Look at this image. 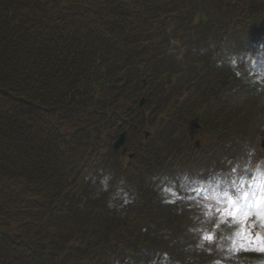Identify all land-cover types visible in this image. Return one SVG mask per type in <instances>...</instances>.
<instances>
[{
	"label": "trees",
	"instance_id": "obj_1",
	"mask_svg": "<svg viewBox=\"0 0 264 264\" xmlns=\"http://www.w3.org/2000/svg\"><path fill=\"white\" fill-rule=\"evenodd\" d=\"M192 21L207 53L173 95L157 52ZM230 52L257 69L223 63ZM263 57L264 0H0V264H207L210 217L193 191L236 169L263 129ZM151 108L155 135L123 163L112 141ZM195 114L212 136L198 148L183 127ZM107 159L136 182L127 215L91 199ZM140 174L174 196L143 190Z\"/></svg>",
	"mask_w": 264,
	"mask_h": 264
},
{
	"label": "rangeland",
	"instance_id": "obj_2",
	"mask_svg": "<svg viewBox=\"0 0 264 264\" xmlns=\"http://www.w3.org/2000/svg\"><path fill=\"white\" fill-rule=\"evenodd\" d=\"M263 1V0H261ZM189 25H179L178 26V34L174 35L172 41L168 40L167 37H163L160 42V48L158 49V56L156 61V66L154 67L158 74L162 75L160 76L161 79H171L173 80L170 86V89L172 90L173 95H176L179 91V86L183 84L187 77L189 76V72L193 70L197 66V63L204 59L207 51L206 46L203 44V36H202V25L199 24L197 21H192L187 23ZM254 58V56H252ZM248 56L247 55H239L236 52H230L223 58V63L234 67L238 64H240L243 69L245 67H248L249 71L252 72V69H257V62L254 63V60H250L247 62ZM249 63V65H247ZM261 63V62H260ZM262 64H264V57L262 58ZM254 66L256 68H254ZM158 84L160 85V81H158ZM162 85V84H161ZM260 98V94L258 95ZM257 104L262 103L260 99H256ZM146 114V115H145ZM145 116L147 122L151 119V113L140 112L136 115V122L137 127L140 128L142 125V119ZM262 120V119H261ZM261 120H259L256 123V133L251 134V138L246 141L244 145L240 150V153L233 154L234 162L237 165L236 167V173L237 175H243V168L247 167L246 170L252 172L254 171H260V164L263 168L264 172V148L261 146L262 140H264V125L263 129L258 132V126L261 123ZM262 128V126L259 127V129ZM145 128H141V130H144ZM148 130V129H146ZM203 131L200 133V135L195 136V139L199 140L202 144L205 139H211L212 136L202 135ZM140 133L135 134V136H132L129 139V143L134 142L139 137ZM130 136V133L128 134ZM111 159V158H110ZM107 160L106 165L109 167L110 165L111 170L108 172H104V175L100 176L98 181H92L94 183L90 184V187L92 188L91 191V199H94L93 202H96L98 199L105 198V199H115L117 204L115 206L119 208L121 206L122 212L120 214L127 215V212L130 210V208L133 206L136 200L137 194L135 193L136 185L132 182V180L123 179L124 177L114 168V160ZM126 161V159H124ZM251 161L250 168H249V162ZM112 163V164H111ZM259 166V167H257ZM259 169V170H257ZM199 172V170H198ZM140 182L143 184L144 187H147V189L142 188L143 190L147 191L151 188L154 189L156 194H158V188H157V179L152 178L148 176L147 174H140ZM257 177V176H255ZM259 177V176H258ZM253 178H250L252 180ZM163 186H160L161 188ZM149 188V189H148ZM199 189V188H198ZM227 189V188H226ZM215 192H212V194ZM211 194V195H212ZM95 196V197H94ZM160 197L165 199H170L173 197V191L168 188L167 190L160 192ZM116 197V198H114ZM86 203V200L84 202V205ZM204 205L211 203L215 205V201L211 202L207 199L204 200ZM203 208L205 210V214H207L208 209L206 207ZM125 208V209H124ZM214 209V208H213ZM214 212V211H213ZM109 216V218H111ZM114 217V216H113ZM216 216L215 214L211 217L210 220V227L208 229L209 232L214 233V237L217 235V232L221 230V227L219 229L215 228L216 223ZM223 226V225H221ZM236 231V230H235ZM264 234V233H262ZM229 239V238H228ZM207 245L211 241H205ZM243 254L241 257H239L238 261L236 263H228V264H264V253L255 252L253 254H249L251 251H241ZM232 257L235 259L236 255H232ZM208 262H212V257H207ZM206 258V259H207ZM211 260V261H210ZM214 262V261H213ZM113 261H110L109 264H113ZM115 264V263H114ZM124 264H134V261L125 259Z\"/></svg>",
	"mask_w": 264,
	"mask_h": 264
},
{
	"label": "snow or ice",
	"instance_id": "obj_3",
	"mask_svg": "<svg viewBox=\"0 0 264 264\" xmlns=\"http://www.w3.org/2000/svg\"><path fill=\"white\" fill-rule=\"evenodd\" d=\"M245 181L232 182L231 187L235 192L224 190L222 193H213L206 199L215 201V205H204L208 209L207 215L217 218L215 228L221 225L229 228L235 227L236 231L229 239L231 247L229 253L241 251H255L264 253V172L259 177H253L248 186ZM200 191V189H196ZM174 203V201H171ZM214 208V212H213ZM214 233L206 232L199 247L203 248V241L214 240ZM214 264H220L219 261Z\"/></svg>",
	"mask_w": 264,
	"mask_h": 264
},
{
	"label": "water",
	"instance_id": "obj_4",
	"mask_svg": "<svg viewBox=\"0 0 264 264\" xmlns=\"http://www.w3.org/2000/svg\"><path fill=\"white\" fill-rule=\"evenodd\" d=\"M141 102H142V100H141ZM141 102H140V104H141ZM197 126H198V125H197V119H194V120L190 121V123H189L190 132L192 133L193 130H194ZM123 141H124V132H122V133L118 136V138L115 140V142H114V144H113V147H114V148H118V147L123 143Z\"/></svg>",
	"mask_w": 264,
	"mask_h": 264
}]
</instances>
